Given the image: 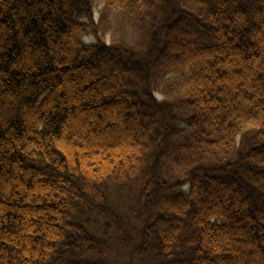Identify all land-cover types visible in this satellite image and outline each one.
Masks as SVG:
<instances>
[{"label": "trees", "instance_id": "1", "mask_svg": "<svg viewBox=\"0 0 264 264\" xmlns=\"http://www.w3.org/2000/svg\"><path fill=\"white\" fill-rule=\"evenodd\" d=\"M0 264H264V0H0Z\"/></svg>", "mask_w": 264, "mask_h": 264}, {"label": "rangeland", "instance_id": "2", "mask_svg": "<svg viewBox=\"0 0 264 264\" xmlns=\"http://www.w3.org/2000/svg\"><path fill=\"white\" fill-rule=\"evenodd\" d=\"M96 19L97 20L99 19V14H96ZM126 31L129 34L132 35L131 29L129 30V28H128ZM111 40H112V36L111 35H108L107 36V42L109 43V42H111ZM85 42L86 43H94L95 42V39L93 37L89 36V37H86L85 38ZM103 224H104L103 222H96V223L93 224V226L96 227V228H101Z\"/></svg>", "mask_w": 264, "mask_h": 264}]
</instances>
